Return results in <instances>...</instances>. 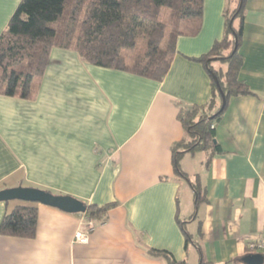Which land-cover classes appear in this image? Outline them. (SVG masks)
Instances as JSON below:
<instances>
[{
  "label": "crops",
  "instance_id": "1",
  "mask_svg": "<svg viewBox=\"0 0 264 264\" xmlns=\"http://www.w3.org/2000/svg\"><path fill=\"white\" fill-rule=\"evenodd\" d=\"M22 0H0V36ZM227 0H204L200 31L177 39L162 82L97 67L54 49L32 99L0 95V191L29 187L88 206L115 203L87 244L89 219L37 204L33 239L0 236V264H233L264 239V0H246L240 79L252 95L231 98L218 122L220 153H187L181 111L205 106L212 79L201 58L226 33ZM198 170L188 159L196 160ZM184 164L182 165V162ZM184 166V167H183ZM202 190L196 205L192 183ZM21 201L0 202V224ZM184 228V229H183ZM192 242L187 246L186 234Z\"/></svg>",
  "mask_w": 264,
  "mask_h": 264
},
{
  "label": "trees",
  "instance_id": "2",
  "mask_svg": "<svg viewBox=\"0 0 264 264\" xmlns=\"http://www.w3.org/2000/svg\"><path fill=\"white\" fill-rule=\"evenodd\" d=\"M227 1L224 39L216 42L209 54L196 59L210 73L212 96L205 106L179 114L187 137L173 153L176 173L184 179L188 178L180 168L182 156L202 151L220 153L213 126L222 119L231 98L253 94L240 79L244 60L239 47L246 0ZM203 13L204 0H22L0 36V95L32 99L54 49L74 51L84 62L97 67L162 82L177 53V39L196 35ZM141 42L145 53L128 64L125 53ZM217 62L225 63L226 70L217 67ZM223 99L226 104L219 113ZM191 183L199 205L203 199L201 187ZM115 206H88L85 215L105 222ZM38 214L36 203L22 202L8 210L0 224V236L35 238ZM185 234L188 246L192 240ZM148 254L167 264H185L168 251L151 249ZM201 257L200 264H209ZM242 259L233 264H244Z\"/></svg>",
  "mask_w": 264,
  "mask_h": 264
},
{
  "label": "water",
  "instance_id": "3",
  "mask_svg": "<svg viewBox=\"0 0 264 264\" xmlns=\"http://www.w3.org/2000/svg\"><path fill=\"white\" fill-rule=\"evenodd\" d=\"M236 50L237 45L235 47ZM225 104V100L223 99V106L219 113L223 111ZM11 201L41 204L59 209L68 214H85L88 209L87 204L73 197L54 195L44 190L29 187H17L0 191V202ZM242 261L244 264H264V256L253 254L244 257Z\"/></svg>",
  "mask_w": 264,
  "mask_h": 264
},
{
  "label": "built area",
  "instance_id": "4",
  "mask_svg": "<svg viewBox=\"0 0 264 264\" xmlns=\"http://www.w3.org/2000/svg\"><path fill=\"white\" fill-rule=\"evenodd\" d=\"M214 128V126H213ZM96 229V224L91 219H87L86 223L79 228L74 237V243L76 244H87L89 242V237L92 232ZM248 250L264 256V239L251 242L248 244Z\"/></svg>",
  "mask_w": 264,
  "mask_h": 264
},
{
  "label": "rangeland",
  "instance_id": "5",
  "mask_svg": "<svg viewBox=\"0 0 264 264\" xmlns=\"http://www.w3.org/2000/svg\"><path fill=\"white\" fill-rule=\"evenodd\" d=\"M145 53V48L144 44L141 42V44L135 49L131 51H127L126 54V59L128 64H131L137 57L142 56ZM218 63V64H217ZM217 67H221L223 70H226L227 66L225 63L222 62H217ZM215 64V66H216ZM203 154L199 153V155L196 157V160L188 159V163L192 165V168L197 171L198 170V164L199 162V157L202 156ZM184 164V161L182 162V165ZM184 167V166H183Z\"/></svg>",
  "mask_w": 264,
  "mask_h": 264
}]
</instances>
